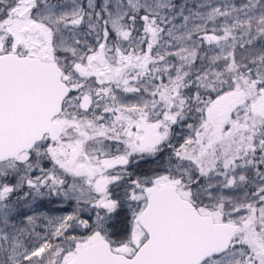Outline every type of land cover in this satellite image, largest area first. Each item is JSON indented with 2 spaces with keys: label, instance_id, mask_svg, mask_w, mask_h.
Returning a JSON list of instances; mask_svg holds the SVG:
<instances>
[{
  "label": "snow or ice",
  "instance_id": "snow-or-ice-1",
  "mask_svg": "<svg viewBox=\"0 0 264 264\" xmlns=\"http://www.w3.org/2000/svg\"><path fill=\"white\" fill-rule=\"evenodd\" d=\"M0 264H264V0H0Z\"/></svg>",
  "mask_w": 264,
  "mask_h": 264
}]
</instances>
